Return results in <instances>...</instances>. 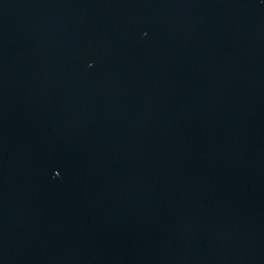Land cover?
Here are the masks:
<instances>
[{"label":"water","instance_id":"1","mask_svg":"<svg viewBox=\"0 0 264 264\" xmlns=\"http://www.w3.org/2000/svg\"><path fill=\"white\" fill-rule=\"evenodd\" d=\"M0 264H264V0H0Z\"/></svg>","mask_w":264,"mask_h":264}]
</instances>
